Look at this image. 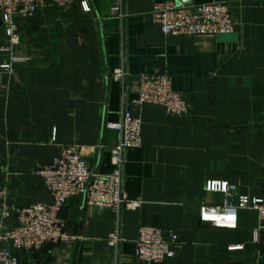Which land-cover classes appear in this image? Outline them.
<instances>
[{"label": "crops", "instance_id": "0c3cea01", "mask_svg": "<svg viewBox=\"0 0 264 264\" xmlns=\"http://www.w3.org/2000/svg\"><path fill=\"white\" fill-rule=\"evenodd\" d=\"M88 1L91 11L78 1L19 20L12 50L25 60L0 83V236L19 224L17 209L52 202L36 170L64 147H83L94 171L112 170L120 135L105 124L120 119L123 92L136 93L139 74L160 70L192 112L174 116L152 103L132 111L142 133L140 145L125 152L124 186L143 205L123 211L122 244L108 243L115 227L109 206L72 196L60 215L74 241L9 244L12 251L19 264H154L135 252L139 227L148 224L182 241L161 264H264V227L254 210L239 209L235 228L199 216L200 205L227 199L207 191L208 180L264 195V0H172L234 1L233 32L193 36L166 35L151 21L161 0H121L125 15L114 11L120 0ZM7 44L0 25V45ZM118 69L123 81L114 78ZM229 201L237 205L238 196Z\"/></svg>", "mask_w": 264, "mask_h": 264}, {"label": "built area", "instance_id": "2783aa9c", "mask_svg": "<svg viewBox=\"0 0 264 264\" xmlns=\"http://www.w3.org/2000/svg\"><path fill=\"white\" fill-rule=\"evenodd\" d=\"M78 1L84 11H91L88 0H0V15L3 16L4 34L8 42L7 45H0V59H3L0 64V83L4 74L13 73L15 62L25 60L12 50L20 41L19 20L30 18L42 9L62 7ZM233 9L234 1L181 5L172 0H161L153 4L150 17L166 35L227 34L234 31ZM114 11L125 15L121 0L114 6ZM114 78L123 81L126 72L118 69L114 72ZM149 103L164 106L174 116H190L193 107L181 92L173 89L168 72L157 70L139 74L136 93L130 94L127 88L123 92L120 119L105 124L107 129L116 130L120 135L111 150L112 170L107 173L94 171L85 158L83 147L76 145L64 147L61 154L50 163L40 165L36 173L51 194L52 202H37L17 209L19 224L0 236L5 242L0 246V264H19V258L10 245L17 249H35L47 244L74 241L76 236L68 231L67 222L60 215L72 196H80L88 204L109 206L115 227L109 234L108 243L114 247L122 244L125 240L122 234L123 211L137 210L143 205L142 199L130 198L124 186L125 152L128 148L140 145L142 133V121L132 111ZM205 187L207 191L223 192L227 199L221 205H200L201 222L235 228L238 224L237 211L252 209L257 213L261 227H264V195L251 198L238 194L237 185L221 180H208ZM236 195L237 205L229 201ZM135 244L139 259L161 264L166 258L177 254L182 241L173 230L165 233L160 226L143 224L139 227Z\"/></svg>", "mask_w": 264, "mask_h": 264}, {"label": "water", "instance_id": "95a60500", "mask_svg": "<svg viewBox=\"0 0 264 264\" xmlns=\"http://www.w3.org/2000/svg\"><path fill=\"white\" fill-rule=\"evenodd\" d=\"M0 25H3V16L0 15Z\"/></svg>", "mask_w": 264, "mask_h": 264}]
</instances>
